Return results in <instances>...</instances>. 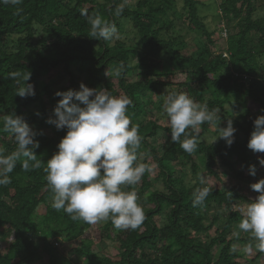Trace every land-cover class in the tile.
Wrapping results in <instances>:
<instances>
[{"label":"trees","instance_id":"16d2710c","mask_svg":"<svg viewBox=\"0 0 264 264\" xmlns=\"http://www.w3.org/2000/svg\"><path fill=\"white\" fill-rule=\"evenodd\" d=\"M124 1L0 3V154L9 155L17 149L14 137L3 131L2 119L4 115L15 114L22 116L37 133L35 140L39 147L33 150L41 162L40 168L24 171L18 161L9 174L11 182L0 186V264H77L74 258L80 260L78 264H238L243 258L239 252L231 251L242 240L232 237L242 219L235 206L253 200L237 187L223 186L209 188L204 203L193 207V192L204 170L220 179L215 168L222 164L241 180L244 175L237 169L247 166L255 154L264 157V153H254L248 148L253 127H245L234 119L251 101L264 110V91L259 93V83L249 84L246 79L262 68L259 60L264 58V17H256V0H220L223 20L227 24L237 21V33L228 38L225 54L208 53L207 57L201 54L195 59L182 54L184 43L179 44L175 37L166 38L175 26L174 22L162 19L168 15L170 0H139L136 7L124 5L117 14V7ZM199 3L184 0L183 13L189 17V29L211 41L212 34L199 16ZM82 11L88 16L99 15L114 24L117 32L124 29L126 21L131 22L138 42L129 46L121 41L113 43V39L92 38L88 18L81 15ZM256 40L262 52L251 47ZM138 49L139 63L133 66L131 59ZM159 53L169 57L167 64L156 58ZM110 70L120 72L114 83L106 81ZM13 73L15 78L11 76ZM52 73L59 80H67L58 91H78L83 83L90 89L103 87L113 96L122 91L132 101L127 115L132 124L139 126L142 138L138 162L154 166L155 172H146L137 185L124 189L137 192V202L145 213L142 225L136 230H117L109 220L99 229L117 248L115 256L98 252L88 239H81L71 257L53 243L56 238L65 243L81 238L84 228L90 225L51 206L53 196L44 167L67 133L66 128L58 130L47 123L50 111L54 113L60 99L48 80ZM30 74L28 83L34 85L35 96L21 98L17 89ZM179 74H186V79L176 86L172 79ZM174 86L185 89L196 103L223 113L214 123L201 125L197 147L191 154L179 143H172L170 126L161 125L157 119L149 120V108L163 102L168 93L176 92L171 90ZM205 96L210 97L209 101H205ZM227 105L232 106L231 110ZM35 109L40 111V117ZM226 117L233 120L237 130L234 143L230 147L224 139L208 143L207 134L217 137L218 128L227 127ZM159 132L168 138L162 147L153 143ZM188 166L196 178L193 187L186 184L184 176L177 175ZM154 173L155 180H162L164 191H151ZM214 205L223 208L225 215L214 217L212 225L220 222L222 228L216 237L205 242L199 235L211 228L206 222ZM165 212L166 222L160 224L159 217ZM37 216H41L40 221ZM250 240L251 237L246 241ZM214 248L219 249L218 256L213 255ZM262 258L264 253L258 252L249 262L256 263Z\"/></svg>","mask_w":264,"mask_h":264},{"label":"clouds","instance_id":"9594fccd","mask_svg":"<svg viewBox=\"0 0 264 264\" xmlns=\"http://www.w3.org/2000/svg\"><path fill=\"white\" fill-rule=\"evenodd\" d=\"M22 0H0L2 4L16 5ZM122 7H117L120 14ZM87 16L91 37L97 40L118 38L114 24L99 15ZM116 75H120L117 70ZM12 78L16 74H11ZM17 89V96H35L34 85L28 83ZM60 97L54 109V119L47 123L58 130L67 129L57 148L44 167L47 185L52 193V207L63 210L73 220H81L89 225L111 220L117 230H136L145 220V213L138 204L135 190L125 188L137 185L143 175L153 171V166L138 162V150L142 138L139 126L132 124L127 108L132 101L125 95L113 96L106 89H90L83 83L80 89L58 91ZM218 110H209L206 104H198L184 92H171L165 95L163 114L168 118L172 143L191 154L197 147L200 126L212 124L217 119ZM3 131L14 137L17 149L9 155L0 154V186L11 182L10 173L17 162L24 171L40 168L41 162L33 149L39 147L37 135L22 116L9 114L3 116ZM191 130V131H189ZM219 139H224L230 147L237 131L231 119L226 128H218ZM42 134V133H41ZM183 136V139L181 137ZM31 146V147H30ZM254 153H264V115L254 120V130L248 143ZM264 166V157L259 158ZM256 167H250V175H256ZM200 183H204L201 178ZM259 195L246 205L238 224L240 232L249 233L255 240V249L264 253V179L250 185ZM208 187L196 188L193 192V207L204 203L209 195ZM231 238V237H230ZM252 245L243 248L250 252ZM233 245L231 251L235 252Z\"/></svg>","mask_w":264,"mask_h":264},{"label":"rangeland","instance_id":"374dc122","mask_svg":"<svg viewBox=\"0 0 264 264\" xmlns=\"http://www.w3.org/2000/svg\"><path fill=\"white\" fill-rule=\"evenodd\" d=\"M162 1V0H159ZM200 3L198 4V10H199V16L201 19V22L206 26L208 32L212 34V39L211 41L204 36L203 34L197 33L195 31H191L188 27L189 25V17L186 13H183V7H184V0H170V5H169V11L168 15L165 16L163 21L167 20L169 22H174V28L170 31V35H166V38H172L175 37V40L180 44L184 43V51L182 54H184L186 57H193V58H198L201 54H206L212 53V54H220L223 53L225 54V51H227V42L228 38L231 37L232 35H235L237 33V21H234L230 24H227L226 21L223 20L222 18V12L220 8V0H198ZM139 0H126L124 1L120 7L124 5L130 4L133 7H136L138 4ZM256 17L257 18H263L264 17V0H256ZM124 26V29L121 31L117 32L118 38L113 39V43L116 42H123L129 46L132 44H135L138 42L139 37L136 34V30L133 28L131 22L126 21ZM251 47L257 48L260 52H262L261 45L258 43V40H256ZM139 52L132 57L131 63L133 66L138 65V58L140 56V49H138ZM207 57V56H206ZM156 58L159 61H162L164 64L168 63L169 57L165 53H159ZM259 63H261V69L258 71L253 72L251 75H248L246 77L247 82L251 84L252 82L254 83H259L260 87V92L262 93L264 91V58L259 60ZM230 69V68H228ZM74 71H76L73 68ZM186 79V74L182 75L179 74L178 76L174 77L173 83L178 86L179 83H183ZM50 80V83H52V87L54 90H61L66 84L67 80L66 79H61L55 78V73H52L50 77L48 78ZM118 80V77L116 75V71H111L108 72L107 74V80L108 82H116ZM172 87L171 90H175L176 92H184L186 93L185 89H182L180 87ZM100 89H105L101 87ZM167 94V93H166ZM119 95H125L122 91L117 92V96ZM165 95V94H164ZM126 96V95H125ZM164 99L165 96L163 97V102L156 103L152 108H149L150 110V117L149 120L152 119H157L159 123L163 126H170L168 124V118L165 114H163V107H164ZM210 97L205 96V101H209ZM227 109L231 110L230 105L226 106ZM243 107V105H242ZM37 113V116L40 117V111L39 110H34ZM264 110L256 105L254 102H249L247 104V107L242 109L238 114L234 115V119L237 121H241L245 127L247 126H252L254 130V120L262 114ZM222 112L218 111L217 113V119H219L222 116ZM50 116L51 119H54V113L50 111ZM245 117V120H243V117ZM227 120L231 119L230 117H226ZM232 120V119H231ZM244 121V122H243ZM233 122V120H232ZM31 128H33L32 125H29ZM201 129V126H200ZM47 133H50V130L47 129ZM237 132H235L236 134ZM234 134V135H235ZM219 135V134H218ZM217 137L207 134L206 135V140L208 143H219L222 140L219 139V136ZM240 136V135H239ZM241 136H244V133H241ZM168 141L167 135L164 132H159V135L153 139V143L156 146H165ZM226 142V141H224ZM259 158L261 156L259 154H255L249 163H247V166L242 165L237 169L238 172L243 173L244 177L243 179L237 180L231 172L228 171L226 167H224L222 164H219L216 168L215 171L218 173L220 179H217L213 176H209L207 172L204 170V173L201 174L200 178L204 179L203 184H199V187H208V188H213V189H219L222 188L223 186H226V188H232V187H237L239 190L242 192V194L246 195L248 198L251 200H255L256 197L259 195V193L253 191L250 187L251 184L259 182L261 179H264V166H261L259 163ZM255 166L256 167V175L252 176L250 175V167ZM155 172V168L153 166V171ZM177 175L183 177L184 180L186 181V184L189 187H193L196 184V178L191 170V167L188 166L185 168L183 173H177ZM155 173L152 176V181H153V188L151 191H164V186L162 184V180H155ZM248 203L244 202L242 205L238 204L235 206V210L240 211L241 214L246 211V205ZM166 215L167 212L163 213L159 217V223L164 224L166 222ZM221 216L223 217L225 215V211L223 208L218 207V206H213L211 214L208 216L206 225L211 227L209 228L208 231H205L201 233L200 239L209 242L212 238L216 237L218 234V231L222 228V224L220 222H215L213 225L214 217L216 216ZM36 220L40 221L41 216H37ZM110 220V219H109ZM107 220V221H109ZM106 221H100L95 225H90L87 228H84L83 235L81 238L78 237V239L73 240L72 242H64L60 238H56L53 240L54 245L59 249L60 252L65 253L67 257H71L73 253V249L78 247L81 239H88L94 243L95 249L105 255H112L115 256L118 251L117 248L114 247V244L112 242H109L106 240L104 237V234L101 233L99 230L100 227L105 223ZM84 227V226H83ZM240 230L238 229V226L235 228L234 232H239ZM234 238H237L236 236H232ZM250 237L249 233H244L240 232L239 237L242 239L241 241H238L235 246H236V251L239 252L241 255H243L242 260L238 262V264H264V258L259 260L256 263L249 262L251 261L253 257H255L256 254H258V251L255 249V240L251 238L250 241H246ZM248 244H251L252 250L250 252H244L243 248L247 246ZM213 255L218 256L219 255V249L214 248L212 251ZM80 260L77 258H74V263H79ZM45 262H47L45 260Z\"/></svg>","mask_w":264,"mask_h":264}]
</instances>
